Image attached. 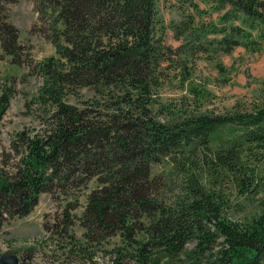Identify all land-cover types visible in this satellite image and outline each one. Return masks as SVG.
<instances>
[{
  "label": "trees",
  "instance_id": "16d2710c",
  "mask_svg": "<svg viewBox=\"0 0 264 264\" xmlns=\"http://www.w3.org/2000/svg\"><path fill=\"white\" fill-rule=\"evenodd\" d=\"M30 1L51 25L57 58L37 65L41 125L16 131L0 163V231L40 193L55 198L94 179L80 214L71 199L42 223L63 260L264 264V195L244 219L232 196L264 190V79L249 101L218 112L200 109L192 87L176 104L155 97L169 70L184 82L200 57L261 51L264 0H178L167 25L177 46L164 41L157 0ZM11 2L0 0V59L21 65L30 46L10 20ZM6 80L0 122L16 91L14 75ZM81 88L95 97L79 106L67 98L79 100Z\"/></svg>",
  "mask_w": 264,
  "mask_h": 264
},
{
  "label": "rangeland",
  "instance_id": "374dc122",
  "mask_svg": "<svg viewBox=\"0 0 264 264\" xmlns=\"http://www.w3.org/2000/svg\"><path fill=\"white\" fill-rule=\"evenodd\" d=\"M178 0H157V11L164 27V41L172 46L179 44L173 39L172 31L167 26L172 19H178L175 5ZM204 6V5H201ZM212 12V18L216 17ZM34 3L29 0H13L9 5L10 20L18 27L22 43L29 45L28 60L21 65L11 63L10 57L0 59V92L7 81L8 75H14L16 80L13 96L0 122V163L9 151V139L23 128L35 130L41 125V114L44 108L37 102V95L42 85V76L37 65L45 58L55 57L54 45L48 37L51 25L37 18ZM264 45V44H263ZM22 58L26 59L23 55ZM220 65V67H219ZM169 75L156 90V99L173 104L186 96L190 87L201 90L199 98L200 109L208 111H223L235 102L249 101L256 95L260 82L264 79V46L261 51H248L237 47L230 54H218L212 60L198 58L191 68L190 76L184 82L177 74L169 70ZM79 100L68 96V100L81 106V101L93 99L94 92L89 88L79 89ZM158 166L154 171H158ZM260 173H264V165L260 164ZM96 185L92 179L87 186L62 191L53 198L49 193H40L38 203L33 210L23 217H15L5 222L0 231V255L13 252L20 264H56L65 257L56 250L53 242L46 239L48 232L42 223H50L54 216L60 213L66 201L77 199L80 205L76 213L80 214L85 204L87 193ZM261 190L256 197H238L232 194L235 201L234 215L242 219L249 218L257 208V198L264 195ZM59 215V214H57ZM74 234L80 237L83 229L78 222L72 227ZM116 239H111L113 243ZM101 259V258H98ZM69 264L76 261L63 260Z\"/></svg>",
  "mask_w": 264,
  "mask_h": 264
},
{
  "label": "water",
  "instance_id": "95a60500",
  "mask_svg": "<svg viewBox=\"0 0 264 264\" xmlns=\"http://www.w3.org/2000/svg\"><path fill=\"white\" fill-rule=\"evenodd\" d=\"M0 264H20L19 257L13 252L0 255Z\"/></svg>",
  "mask_w": 264,
  "mask_h": 264
}]
</instances>
